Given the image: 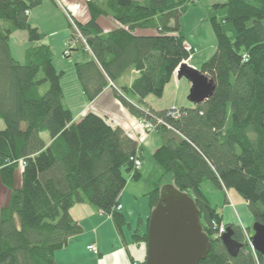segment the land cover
I'll use <instances>...</instances> for the list:
<instances>
[{
  "label": "trees",
  "instance_id": "16d2710c",
  "mask_svg": "<svg viewBox=\"0 0 264 264\" xmlns=\"http://www.w3.org/2000/svg\"><path fill=\"white\" fill-rule=\"evenodd\" d=\"M43 1L0 0V184L10 192L0 210V264H57L55 253L83 232L70 213L75 205L103 212L123 235L129 224L118 206L128 182L140 175L133 159L144 160L140 142L109 117L88 112L74 122L64 106L63 74L53 63L52 48L29 20ZM52 1L59 6L60 0ZM218 1L206 7L218 47L201 67L215 81V91L204 104L179 109V118L133 101L161 98L181 64L191 60L195 49L179 35L180 19L200 0H87L91 20H70L71 47L65 57L75 50L88 55L75 64V73L89 102L114 86L118 102L136 120L156 125L162 147L152 158L151 210L165 184L194 199L212 242L200 264H264V257L247 244L249 230L243 227L230 226L232 238L243 247L236 256L229 252L217 237L216 226L224 217L202 190L208 182L221 191L234 190L254 222L264 224V0ZM102 18L119 27L106 32L99 24ZM140 30L155 34L140 35ZM18 32L28 34L24 62L11 50V37ZM133 72L131 85L125 84ZM149 222L145 235L133 236L146 250Z\"/></svg>",
  "mask_w": 264,
  "mask_h": 264
},
{
  "label": "crops",
  "instance_id": "0c3cea01",
  "mask_svg": "<svg viewBox=\"0 0 264 264\" xmlns=\"http://www.w3.org/2000/svg\"><path fill=\"white\" fill-rule=\"evenodd\" d=\"M72 2H74V0H71L70 3L68 2L66 6V9H68L69 11H71L70 5ZM53 5L56 7V5L53 3L52 0H44L43 4L38 7L39 12H36L34 14L32 11L30 13L29 20H31L32 18V21H35V23L32 22L33 25L37 27L39 30L41 28L43 29L42 24H40L41 21L39 20L42 18V16H39L40 12L49 15L48 10H50L51 7H53ZM82 22H85V20H83ZM99 24L102 27V29H105L106 32L114 31L119 27L117 26V24H115L114 26L113 23L105 19L103 21L102 19H100ZM42 31L45 33L46 36V38L42 42L43 44L48 45L52 48V51L54 53L53 63L55 64L57 71L63 74L60 85H62V90L64 95V106H66L71 111V114L74 117V122L81 121L88 112H94L104 117H109L108 119H110L111 123L117 121L118 125L115 126L118 127L120 126L126 132L133 135L138 141H141L142 140L141 136L143 135L141 134V131L137 124L138 120H136V118L132 114H130V112H128L121 105V103L118 102L114 86L108 87L102 93V95L99 96L94 102H89L88 99L86 98L87 96L83 92L81 84L78 81L77 74L73 73L75 72V65H74V69L72 70L73 71L72 76L73 78H75V81L72 83L71 87L69 86L70 84L69 85L65 84L67 79L66 70L64 68L63 69L59 68L58 63H56L55 61L56 59L61 60L60 53L65 56L64 47L69 37L68 30L65 27H62L61 29L56 31L52 30L49 32L46 29H43ZM137 33L146 36L155 34V32L151 30H147V31L140 30L137 31ZM17 35L18 33L11 37L10 44H11L12 54H13L14 46H16L17 51H19L20 46L22 47V45L18 46V44L16 43L14 44L12 42V39ZM24 36L26 38V35ZM55 37H59V38L56 39ZM24 40L26 41L27 39ZM28 47L30 48V45ZM28 47L22 53L23 58H20L21 57L20 54L18 55L19 57L15 55L16 56L15 58H17V60L19 61H21V59L22 61H24L26 56L25 52L29 49ZM59 47L61 48V51L57 52L56 48ZM86 51L88 50L86 49ZM75 53H76L75 61L77 63H84V61L88 60L89 58L88 55H86L85 53L76 50L73 51L71 57L68 58L66 57V58L67 59L74 58L73 55ZM192 60L186 63H189L190 66L193 65V67L197 68L196 65L194 64L191 65ZM134 75H136L135 72L132 73L130 79H128V81H126L125 84L131 85L132 83L131 81ZM183 81H184L183 79L182 81H180L177 77V73H175L171 83L165 88V92L169 91L170 94L174 93L175 98L177 94H179L182 91V89L188 90L187 93H189V87L191 86V84L189 82L188 84H185L186 82ZM145 101L146 99L144 100V103L146 104V109L147 108L152 109L159 113H162L163 111L171 110L172 107H178V104L175 101V99L172 105L170 104V106H167V108H171V109L161 108V110L155 109L156 107L154 108L151 104L149 105ZM133 102L139 104L138 99L135 97ZM193 105L191 106L183 105V107L191 108L193 107ZM121 107L125 111H123ZM117 117L118 118L120 117L123 123H120V121L118 122ZM145 139L146 137L144 138V140H142V142H144ZM143 145L144 146H142V149L144 156V160H143V166H144V162L147 159V157H149L152 161L153 153L162 147L161 138L159 135L150 136L148 141L146 140V143H144ZM152 163L154 165L153 161ZM143 166H142V170L139 171L140 175L137 177V179H134L132 181L130 180L128 182L120 199L122 206V210H121L122 214H124V217L129 224L128 227H125L122 230L123 235L120 234L116 229L115 222H113V220L110 217L106 216L103 212L101 213L97 212L91 205L88 204L75 205L70 209V213L73 219L78 224L82 225L83 232L81 233L80 236L70 238L67 247L60 249V251L55 253L54 257L56 258L57 264H136V263L141 264L145 262L147 256L146 246L144 244L136 243L133 239V236L135 235V233H139L140 236H143L147 232L146 231L147 225L149 222L150 215L153 211L151 210L150 200L147 197L149 190L148 182L151 178V175L155 171V167H152L150 169V172L147 173V171H145V167ZM21 181H22L21 174L16 173L15 183L18 188L21 187L22 185ZM224 193L225 196H227L228 198L229 204L225 205V201H224V206H222L220 209L217 208L224 217L223 224L228 227H230L231 225L239 226L236 224V218L232 216V212L230 210L232 207H234L232 203L234 196L229 195V192L225 190ZM9 197H10V192L8 191V189L6 187H3L2 184H0V209L4 208V206L9 200ZM140 199H143V201L144 200L147 201L144 210L145 213L149 215L147 216V218L144 219L142 218L143 216L142 214L140 219L141 221L140 226L134 229L128 221L129 220L128 214H130L131 206L135 202L140 201ZM241 203L245 204V202L242 199H241ZM239 220L241 226H243L242 217H239ZM129 233L130 235H128ZM92 244H95L97 246L99 252L98 254L92 255L91 252H89L88 247L91 246ZM139 252H143V254Z\"/></svg>",
  "mask_w": 264,
  "mask_h": 264
},
{
  "label": "rangeland",
  "instance_id": "374dc122",
  "mask_svg": "<svg viewBox=\"0 0 264 264\" xmlns=\"http://www.w3.org/2000/svg\"><path fill=\"white\" fill-rule=\"evenodd\" d=\"M68 2L70 3L71 0H60L59 6H57L58 8L53 5V7H51V9H50L51 11L48 10L49 15H46V13L44 14L43 12H40V14H39V16H42V18L39 20L41 21L40 24H42L43 29H46L50 32L52 30L56 31V30L61 29L62 27H65L68 30L69 37H68L65 45L68 44V40L72 39V30H70V28H69L70 19H72V18H70V15H72V17L74 19H77L79 22H82L83 20H85L84 23H86L89 20H91L89 8L87 7V0H74V2H72L70 5L71 11L66 9ZM215 2H219V1L218 0H213V1L200 0L198 5H190L189 8L185 10V12L183 13V16L180 19L181 30L179 31V35L185 37L187 47H189L190 49L191 48L195 49L193 56H191V60L193 59L191 62V65L192 64L196 65L197 66L196 69L198 71H201V69H202L201 67H202V64L204 62L209 61L213 57V54L216 52L217 47H218L217 46V36L215 35L213 25L210 24V22L208 21V17L206 14V7L210 6L212 3H215ZM32 11L35 14L36 12H39V8L38 9L36 8ZM74 19H73V21L76 22ZM104 19L113 23L114 26H115V24H117V26H119V24L115 20L113 21L112 19L110 20L109 18H102V21ZM30 21L35 23V21H32V18ZM43 29L41 28L40 30L42 31ZM24 35H26V38ZM55 38L58 39L59 37H55ZM24 39H27V40L25 41ZM12 42L14 44L15 43L18 44V46L22 45V47L20 46L19 51H17L16 46H14L13 54H14V56L15 55L18 56L20 54V56H21L20 58H23L22 53L30 45L28 43V34L26 32H18V35L12 39ZM64 48L66 49V47H64ZM56 51L57 52L61 51V48L60 47L56 48ZM60 56H61L60 58L62 61L56 59L55 62L58 63L59 68H61V69L64 68L66 70L67 79H66L65 84H68V85L70 84L69 86L71 87L72 83L75 81V78H73V76H72L73 73H75V72H73L72 70L74 69V65L77 63L75 61L76 53L73 55L74 58H72V59H67L61 53H60ZM21 61H22V59H21ZM191 67H193V65ZM183 80H184L183 82H186L185 84H188V81H185L186 79H183ZM190 88H191V86L189 87V93H187L188 90L182 89V91L179 94H177L176 98H175L174 93L170 94L169 91H166L161 98H157L153 95H150L149 97L146 98L145 102H147L149 105L151 104L154 108L156 107L155 109L161 110V108L171 109V108H167V106H170V104L172 105V103L175 99V101L178 104V107H172V108L173 109L176 108L179 110L183 107V105H188V106L193 105L190 102V100H188V97H189L190 91H191ZM139 105L141 106L142 109H146L145 103L140 102ZM122 110L125 111L123 108H122ZM117 120H118V122L120 121V123H123L120 117L119 118L117 117ZM109 122H111V121L109 120ZM112 124H114V126L118 125L117 121H115ZM137 124L139 126L140 131H141V134L143 135V136H141L142 140H144V138L146 137L144 142H142V140L139 141L141 146H144L143 144L146 143V140L148 141L150 136H156V135L158 136V134L155 131H152V132H150L148 130L146 131L145 127H143L142 124L141 125L139 123H137ZM121 125H123V124H121ZM3 128H4V122L1 120L0 121V130ZM45 138L48 139V135H45ZM143 167H145V171H147V173H149L150 169L152 167H155V166L153 165L151 159L149 157H147V159L144 162ZM21 169L23 171V165L22 164H20L17 167L15 173L21 174V176H22L23 172L21 171ZM202 186H203L202 190H203L204 194L207 197H209V200H210L213 207L220 209L222 206H224V201L226 199L224 191H221L220 189L218 190L217 187L212 184V182L205 183ZM229 195L234 196V199L232 202L234 207H232L230 210L232 212V216L234 218H236V224L239 225L240 227H243L244 230H249V232L245 231L247 233L246 236L249 235L250 238H253L254 232H253L252 226H253L254 222H253V216L250 213L248 205L241 203L240 196L237 195V193L234 190H230ZM146 203H147V201H145V200L143 201V199H140V201L135 202L130 208V214H128L129 215L128 221L134 229H136L138 226H140V222H141L140 219H141L142 214H143L142 218H144V219L147 218V216L149 215V214H146L145 210H144ZM144 213H145V215H144ZM238 215H239V217H242V219H243L242 220L243 226H241V224H240V220H239ZM225 227H226V225H225ZM134 229H133V231H134ZM128 235H130V233ZM92 245H95V244H92ZM92 245L88 247V250H89V252H91L92 255H95L96 254L95 251L90 250V247H92ZM139 253L143 254V252H139Z\"/></svg>",
  "mask_w": 264,
  "mask_h": 264
},
{
  "label": "water",
  "instance_id": "95a60500",
  "mask_svg": "<svg viewBox=\"0 0 264 264\" xmlns=\"http://www.w3.org/2000/svg\"><path fill=\"white\" fill-rule=\"evenodd\" d=\"M180 81L190 84L188 100L200 105L207 102L215 91V81L183 62L177 70ZM159 203L150 215L148 246L145 264H200L211 253L212 242L202 225L201 211L194 199L172 184H165ZM252 244L264 257V224L253 223ZM233 228L222 236L226 248L236 256L242 245L235 241Z\"/></svg>",
  "mask_w": 264,
  "mask_h": 264
},
{
  "label": "built area",
  "instance_id": "2783aa9c",
  "mask_svg": "<svg viewBox=\"0 0 264 264\" xmlns=\"http://www.w3.org/2000/svg\"><path fill=\"white\" fill-rule=\"evenodd\" d=\"M195 2H197V1H199V0H194ZM70 18H72V19H70L73 23H75L74 21H73V17H72V15H70ZM77 33H78V37L82 40V41H84V43L86 44V41H85V39L84 38H82V36H81V34H80V32H78V30H77ZM65 47H66V49H65V55H69L70 54V52H69V49H70V45L69 44H66L65 45ZM86 49L88 50V51H90L89 50V48L88 47H86ZM180 112H179V110L178 109H176V108H172L171 110H169L168 111V115L169 116H171L172 118L174 117V118H179L180 117ZM138 123L141 125H143V127H145V130L147 131H150V132H152V131H155V128H156V125L155 124H153L152 122H148V121H146V120H143V119H141L140 121H138ZM157 123H158V125H162L163 124V120H161V119H158L157 120ZM133 161H134V167H135V171H141L142 170V166H143V161H141V160H139V159H137V158H134L133 159ZM122 210V206L121 205H119L118 206V211H121ZM216 228H219V233H218V238H221L224 234H226L227 233V228L225 227V225L224 224H221L220 225V227H218V226H216ZM246 238H247V244L249 245V247L252 249V251L255 253V255H256V249L253 247V244H252V238H250V236L248 235V236H246ZM90 250L92 251H95V253L96 254H98V249H97V247H96V245H92V247H90Z\"/></svg>",
  "mask_w": 264,
  "mask_h": 264
},
{
  "label": "bare ground",
  "instance_id": "6f19581e",
  "mask_svg": "<svg viewBox=\"0 0 264 264\" xmlns=\"http://www.w3.org/2000/svg\"><path fill=\"white\" fill-rule=\"evenodd\" d=\"M99 253V252H98Z\"/></svg>",
  "mask_w": 264,
  "mask_h": 264
}]
</instances>
